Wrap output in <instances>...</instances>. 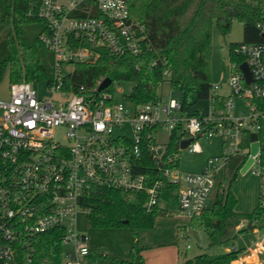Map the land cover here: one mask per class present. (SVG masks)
Masks as SVG:
<instances>
[{
	"label": "built area",
	"instance_id": "2783aa9c",
	"mask_svg": "<svg viewBox=\"0 0 264 264\" xmlns=\"http://www.w3.org/2000/svg\"><path fill=\"white\" fill-rule=\"evenodd\" d=\"M39 16L47 25L39 41L53 55V77L44 80L50 96L38 95L36 87L43 81H18L9 83L6 97L0 98V264H32L35 238L54 229L62 231L61 264H107L91 256L77 217L87 214V200L100 188L146 193L149 208L161 202L163 182L135 169L143 150L177 185L176 208L190 218L207 208L216 175L236 157L241 171L252 159L246 172L258 178L264 209V145L250 139L264 132V41L234 44L231 56L236 58L230 60L226 82L222 77L212 84L207 111L190 114L182 110L181 99L133 103L124 97L115 101L113 91L66 87L63 66L93 57L84 42L118 53L141 52L147 27L130 17L126 0H41ZM222 85L227 93L219 92ZM125 125L130 136L116 132ZM58 129L65 131L62 139L56 137ZM175 130L183 134L180 149L181 141L191 138L189 151L202 153V137H219L224 152L210 157L198 172L166 167L178 158L169 155ZM164 131H169L167 142L159 140ZM246 225L242 220L238 227ZM188 233L183 230L182 236L189 238ZM229 249L239 247L233 243ZM262 251L264 237L236 260Z\"/></svg>",
	"mask_w": 264,
	"mask_h": 264
},
{
	"label": "trees",
	"instance_id": "16d2710c",
	"mask_svg": "<svg viewBox=\"0 0 264 264\" xmlns=\"http://www.w3.org/2000/svg\"><path fill=\"white\" fill-rule=\"evenodd\" d=\"M130 17L147 27V42L140 53H118L107 47L82 43L91 50L90 61L74 63L64 78L66 87L75 90L84 86L96 89L98 82L110 78L104 91H113L114 82H131L129 93L123 97L133 103L160 98L159 89L169 81L174 90L182 93V110L197 113L193 107L208 99L212 87L210 75L212 27L216 22L223 35L231 31L234 20L243 24L244 42H263L264 0H126ZM41 0H0V81L7 76L9 83L28 81L33 85L53 77V55L42 47L39 36L46 30V21L39 16ZM230 45V56L232 46ZM236 57L231 56V59ZM182 133L173 131L169 155L178 158L166 167L180 168ZM250 139L264 145V132L250 134ZM137 172L163 182L161 202L152 208L145 205L146 193H127L116 188L95 190L87 200V218L92 227L129 228L136 236L154 227L157 217L170 216L178 204V187L159 169L152 155L143 150L135 161ZM234 180V179H233ZM238 198L231 188L218 192L211 207L194 215L181 230H203L210 245H229L248 225L239 227L242 220L254 227L264 228V209L260 203L248 212L236 209ZM61 229L37 235L34 240L32 264H61ZM141 247L130 249L131 258L119 263L146 264ZM245 248L226 250L214 255L207 252L186 258L182 264H232ZM92 257H103L93 249ZM116 260V259H114Z\"/></svg>",
	"mask_w": 264,
	"mask_h": 264
},
{
	"label": "rangeland",
	"instance_id": "374dc122",
	"mask_svg": "<svg viewBox=\"0 0 264 264\" xmlns=\"http://www.w3.org/2000/svg\"><path fill=\"white\" fill-rule=\"evenodd\" d=\"M244 41L243 24L239 20H234L231 31L227 35L220 32L216 22L212 27V48H211V63L210 75L212 83H217L222 77L225 81L229 77L230 72V45L231 43H240ZM72 65H64L65 72L72 71ZM9 80L5 76L0 81V98L7 95ZM131 82H114L113 96L115 101H120L123 95L129 93L131 89ZM223 86V85H222ZM37 92L40 97L50 96L46 83L43 81L37 85ZM220 93H227V88H221ZM160 98L169 100L170 98L182 99V93L179 90H174L169 81L163 83L159 91ZM209 107V100H200L193 109H201L207 111ZM64 129L56 131V137L63 138ZM116 132L123 133L130 136L128 125L117 129ZM169 139V131H164L160 135L159 140L167 142ZM203 152L192 153L188 148L180 149V171L181 172H198L201 171L207 164L210 157L220 156L224 152L222 140L219 137L208 139L202 137L200 139ZM239 158L236 157L231 161L227 168L216 175L217 183L213 188L208 200L207 207H211L216 199L219 189H227L231 183V188L236 197L240 199L241 205L251 201L252 195L255 193L257 179L251 172L243 173L237 169ZM234 179V180H233ZM220 180L223 185L219 184ZM238 194V195H237ZM255 208V207H254ZM253 208V209H254ZM252 209V210H253ZM178 210L176 209V212ZM179 215V216H177ZM183 212L172 214L170 216H163L156 220L154 227L151 229L142 230L138 235H134L129 228H111V227H92L89 224L87 215L80 212L77 217V228L80 233L85 235V243L99 252H107L110 256L105 262L107 264H120L116 260L128 261L131 258L130 249L132 246H140L141 253L149 257V264H169L170 261V247L179 253L180 260L183 258H192L198 254L207 252L209 254H220L228 250L233 243L229 245H210V239L203 230L190 229L189 238L182 236L181 224H187L182 219ZM264 237V228L258 229L256 232L248 231L245 235L237 239L234 244L240 248H248L252 246L253 242L258 241ZM253 241V242H252ZM251 242V243H250ZM172 243V244H170ZM247 244V246H245ZM189 245V247H187ZM169 254H163L165 252ZM168 257V259H167ZM116 259V260H114ZM145 259V257H143ZM146 263V260H145ZM122 264H128L126 262Z\"/></svg>",
	"mask_w": 264,
	"mask_h": 264
},
{
	"label": "crops",
	"instance_id": "0c3cea01",
	"mask_svg": "<svg viewBox=\"0 0 264 264\" xmlns=\"http://www.w3.org/2000/svg\"><path fill=\"white\" fill-rule=\"evenodd\" d=\"M256 179H257V185H256V188H255V193H254V195H252V197H251V201H250V204H249V202H246L245 204H243V205H241V201H240V199L238 198V205H237V207H236V209L238 210V211H240V212H248V211H251L254 207H256V205L258 204V202H259V181H258V178L256 177ZM238 195V194H237ZM177 209V208H176ZM179 211H175L174 212V214L176 213H178ZM177 216H179V215H177ZM160 217H163V216H160ZM160 217H157L156 218V220L158 219V218H160ZM182 219H183V221L186 223H188L189 222V220H190V217L189 216H187V215H183V217H182ZM156 222V221H155ZM181 225H184V224H181ZM186 225V224H185ZM247 225H249L248 223H247ZM252 225V224H251ZM239 228V227H238ZM249 231H252V232H256V231H258V229H257V227H254L253 225H252V229H249ZM246 233H243L240 237H242L243 235H245ZM188 235L190 236V231H189V233H188ZM253 242V241H252ZM251 243V242H250ZM170 244H172V243H170ZM253 244H254V242H253ZM238 246V245H237ZM245 246H247V244H245ZM239 247V246H238ZM252 247H253V245L252 246H250V245H248V248L246 247H244L245 248V253H247V252H250V250L252 249ZM91 248V247H90ZM176 247H170V263L169 264H182L183 262H184V260L186 259V258H183V260L181 261L180 260V257H179V253H178V251L175 249ZM91 249H94V248H91ZM228 250H230L229 248H228ZM97 253H99V254H102V255H105L107 258H103V257H97L99 260H104V261H106L107 259H109V255L107 254V252H99L98 250H97ZM163 254H169V252L168 253H166V251L165 252H163ZM245 255V254H244ZM143 257H145V260H146V264H149L150 262H149V257H147V255H145V253H143ZM167 259H168V257H167ZM121 261H125V260H121ZM116 262H118V260H116ZM124 263V262H123ZM120 264H122V263H120ZM232 264H264V251H262V252H260V253H252L249 257H241L239 260H234L233 262H232Z\"/></svg>",
	"mask_w": 264,
	"mask_h": 264
},
{
	"label": "water",
	"instance_id": "95a60500",
	"mask_svg": "<svg viewBox=\"0 0 264 264\" xmlns=\"http://www.w3.org/2000/svg\"><path fill=\"white\" fill-rule=\"evenodd\" d=\"M263 37H264V34H263ZM241 68L243 69V71L245 72V75L248 79V81H251L252 77H251V72L249 70V67L246 63H243L241 65ZM111 84V79L110 78H104L101 80V82L98 84L97 88H96V92H100L102 90H104L105 88H107L109 85ZM192 141V139H185L183 141H181V148L184 149V148H187L188 144ZM257 147L258 145L257 144H254L252 146V152L255 153L256 150H257ZM252 162V159H249L246 164L244 165V167L242 168V172L245 173L247 168L249 167V165L251 164ZM248 228L249 229H252V225L251 223H249L248 225Z\"/></svg>",
	"mask_w": 264,
	"mask_h": 264
}]
</instances>
